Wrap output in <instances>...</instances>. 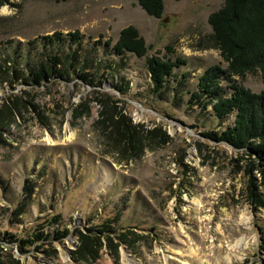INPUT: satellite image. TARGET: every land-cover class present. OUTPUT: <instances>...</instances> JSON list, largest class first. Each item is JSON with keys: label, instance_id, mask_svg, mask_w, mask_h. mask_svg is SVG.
Instances as JSON below:
<instances>
[{"label": "rangeland", "instance_id": "rangeland-1", "mask_svg": "<svg viewBox=\"0 0 264 264\" xmlns=\"http://www.w3.org/2000/svg\"><path fill=\"white\" fill-rule=\"evenodd\" d=\"M221 6L165 0L155 19L136 0H0V233L50 236L25 253L4 246L2 264H264V208L247 199L242 152L202 135L232 118L189 101L221 62L208 23ZM128 26L147 57L186 62L159 92L145 58L104 45ZM55 32L57 46L41 40ZM73 32L89 83L66 73ZM52 55L55 74L24 85ZM238 81L264 90L258 72Z\"/></svg>", "mask_w": 264, "mask_h": 264}, {"label": "trees", "instance_id": "trees-1", "mask_svg": "<svg viewBox=\"0 0 264 264\" xmlns=\"http://www.w3.org/2000/svg\"><path fill=\"white\" fill-rule=\"evenodd\" d=\"M136 1L150 17L160 19L164 14L165 0ZM208 23L221 62L210 66L198 77L196 90L190 93L189 101L201 107L211 105L216 119L232 118L230 126L220 134L207 132L202 135L206 139L225 143L232 149L242 152L246 162L244 172L248 178L247 199L257 208H264V201L258 192L260 188L264 190V90L259 93L252 92L238 81L249 73L258 72L264 85V0H222L221 8L209 15ZM67 37L70 43L69 68L75 69L66 73L70 77L75 76L87 82L78 73L93 69L94 66H87L85 60L81 59L80 49L75 48L81 39L80 34L68 33ZM41 40L56 46L63 42L62 35L56 32L42 37ZM104 45L111 47L117 56L131 54L139 59L145 58V69L155 92L165 87L175 69L186 65L185 60L180 58L172 61L157 56L147 57L149 48L133 26L123 28L114 44L107 40ZM50 58V61L40 64L37 69L27 70L24 85L39 87L43 81L55 74V68L63 61L57 59L55 55ZM101 95L108 98L107 94ZM114 130L116 137L121 141V131L117 128ZM55 221L51 220L52 223ZM40 229L22 238L0 233V249L14 245L20 253H25L31 248L38 249L36 245L50 237L44 233L42 227ZM66 233L67 231H56L54 234L56 240L63 239ZM85 236L81 233L79 239L83 242Z\"/></svg>", "mask_w": 264, "mask_h": 264}, {"label": "bare ground", "instance_id": "bare-ground-1", "mask_svg": "<svg viewBox=\"0 0 264 264\" xmlns=\"http://www.w3.org/2000/svg\"><path fill=\"white\" fill-rule=\"evenodd\" d=\"M195 203H196V206H197V209H198L199 208V201L198 202H195Z\"/></svg>", "mask_w": 264, "mask_h": 264}]
</instances>
